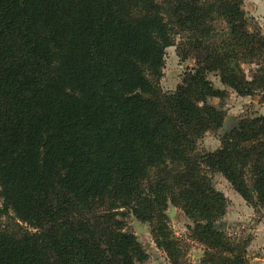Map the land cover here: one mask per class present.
Returning a JSON list of instances; mask_svg holds the SVG:
<instances>
[{"label": "trees", "instance_id": "1", "mask_svg": "<svg viewBox=\"0 0 264 264\" xmlns=\"http://www.w3.org/2000/svg\"><path fill=\"white\" fill-rule=\"evenodd\" d=\"M242 6L0 0V264H134L146 254L122 230L120 209L150 222L157 246L180 264L168 203L205 245L198 264H251L247 240L214 225L227 199L206 172L264 210V114L195 152L224 121L208 98L226 92L209 73L239 96L264 93V35ZM177 36L194 65L162 93L164 49Z\"/></svg>", "mask_w": 264, "mask_h": 264}, {"label": "rangeland", "instance_id": "2", "mask_svg": "<svg viewBox=\"0 0 264 264\" xmlns=\"http://www.w3.org/2000/svg\"><path fill=\"white\" fill-rule=\"evenodd\" d=\"M243 9L251 28L259 30L264 35V0H243ZM180 37L177 36L174 44L164 49L161 74L158 77L157 88L162 93L175 90L182 80L187 68L194 65L192 56L180 55L177 46ZM252 66L242 64V68L249 77ZM209 80L216 88L224 89L223 98L210 97L208 102L224 112L223 125L214 130L206 131L196 141V153L214 150L220 145L222 134L229 128L236 126L244 116L264 114V93H255L251 96H239L232 89L222 84L215 72L208 74ZM201 163L202 158L198 159ZM203 164V163H202ZM202 169V167H201ZM202 171L205 172L204 169ZM206 176L210 184L222 192L227 199L224 215L214 225L216 229L225 231L231 237L247 240L246 256L251 264H264V210L254 209L229 184L223 175L217 171H208ZM124 216L117 218L124 221L123 231H131L142 251L146 254L143 259L134 260V264H172L166 252L157 246L152 237L150 222L137 219L132 213L120 209ZM128 212V213H127ZM167 226L177 241L176 250L180 264H198L204 254L205 245L192 235L190 227L192 221L178 206L168 203L165 211ZM241 240V241H242Z\"/></svg>", "mask_w": 264, "mask_h": 264}]
</instances>
